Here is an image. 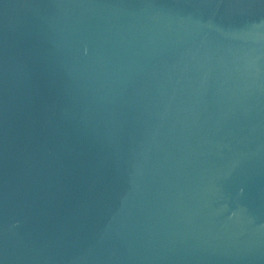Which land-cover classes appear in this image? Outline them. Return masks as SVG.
I'll return each mask as SVG.
<instances>
[{
  "label": "water",
  "instance_id": "1",
  "mask_svg": "<svg viewBox=\"0 0 264 264\" xmlns=\"http://www.w3.org/2000/svg\"><path fill=\"white\" fill-rule=\"evenodd\" d=\"M0 264H264V0H0Z\"/></svg>",
  "mask_w": 264,
  "mask_h": 264
}]
</instances>
